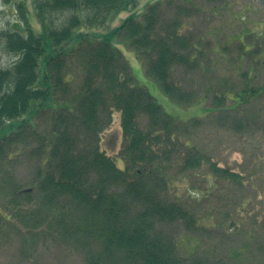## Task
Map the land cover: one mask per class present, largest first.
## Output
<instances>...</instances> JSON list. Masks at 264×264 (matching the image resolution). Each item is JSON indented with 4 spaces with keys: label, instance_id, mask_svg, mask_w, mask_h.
I'll list each match as a JSON object with an SVG mask.
<instances>
[{
    "label": "trees",
    "instance_id": "16d2710c",
    "mask_svg": "<svg viewBox=\"0 0 264 264\" xmlns=\"http://www.w3.org/2000/svg\"><path fill=\"white\" fill-rule=\"evenodd\" d=\"M20 1V20L0 29V54L16 55L0 65V160L18 142L40 140L32 152L40 161L35 187L42 204L49 206L43 208L49 211L65 200L72 216L54 212L51 219L39 213L36 219L28 218L34 227L40 228L37 221L52 220L60 230L27 232L33 238L49 233L51 238L69 239L74 248H85L87 264H218L182 255L176 240L157 229L187 215L179 202L157 198L154 188L166 184L159 174L178 145L170 131L176 117L146 82L135 83L129 61L116 46L119 39L129 41L165 92L182 99L174 68L194 67V54L205 48L183 34L179 11L169 20L162 13L165 3L157 1L141 18L130 16L114 29L98 32L84 28L106 29L112 13L127 0H33V11L26 0ZM175 1L167 3L175 6ZM78 61L81 87L76 90L70 86L75 78H70L69 67ZM256 91L245 88L244 95ZM115 110L121 114L124 141L119 158L124 167L102 145ZM147 118L149 123H143ZM177 159L186 170L202 161L194 149L184 147ZM212 168L233 176L227 168ZM153 179L158 184L152 189ZM18 190L31 198L34 188ZM4 219L10 220L0 210V225ZM82 221L85 230H80Z\"/></svg>",
    "mask_w": 264,
    "mask_h": 264
},
{
    "label": "rangeland",
    "instance_id": "374dc122",
    "mask_svg": "<svg viewBox=\"0 0 264 264\" xmlns=\"http://www.w3.org/2000/svg\"><path fill=\"white\" fill-rule=\"evenodd\" d=\"M19 1L0 0V29L14 26L20 20ZM157 1L165 3L162 13L168 14L169 20L179 11L183 34L205 48L203 53L199 50L194 54V67L175 66L173 79L179 85L178 93L185 96L179 100L166 93L148 73L147 64L129 41L116 42L134 70L135 83L146 82L167 112L176 117L170 131L172 142L178 145L159 174L166 184H158L154 179L150 184L152 189L158 184V188L154 187L159 194L157 198L179 202L187 215L157 229L171 235L180 253L188 257L218 264H264V57H260L263 63L258 66L254 61L256 54H243L241 45L252 47V52L264 53V0H176L175 6H169L168 0ZM26 2L29 10H35L33 0ZM153 2L127 0L112 13L106 29L94 26L84 29L112 30L130 16L141 18L147 5ZM32 21L40 29L34 16ZM53 21L57 23L55 16ZM14 57L15 54H0V65H7ZM79 64L73 62L69 67L70 78H75L70 86L76 90L81 87ZM250 66L252 76L258 74L256 79L249 80L252 85L246 79ZM245 88H259L260 94L244 95ZM143 123L148 124L149 119ZM104 132L102 145L124 167L125 161L119 158L124 137L118 110ZM30 142L13 145L9 156L0 160V210L10 219H4L0 225V264H87L83 258L85 248H74L69 239L51 238L49 233L33 238L27 232L60 230L52 220L37 221L41 229L34 227L28 218L36 219L39 213H47L51 219L57 215L51 216L54 212L68 219L72 217L65 200L49 211L43 208L49 206L42 204L35 187L40 161L32 152L40 140L32 138ZM179 145L181 150L192 148L202 157L197 167L183 168L181 159H177L181 152ZM255 146H259L260 152ZM217 165L230 170L233 176H223L221 169L215 171L212 166ZM252 172L258 177L251 182L253 187L245 184L240 175L245 173L248 178ZM28 187L34 188L31 198L22 196L18 190ZM74 224L77 228L78 222ZM84 225L83 222L80 230H85ZM32 241L34 246L30 248Z\"/></svg>",
    "mask_w": 264,
    "mask_h": 264
},
{
    "label": "flooded vegetation",
    "instance_id": "af4514ba",
    "mask_svg": "<svg viewBox=\"0 0 264 264\" xmlns=\"http://www.w3.org/2000/svg\"><path fill=\"white\" fill-rule=\"evenodd\" d=\"M251 49H252V47H251ZM246 54H256L255 55V59H254V61H256L257 63V65L258 66H260V65H262V59H260V57H264V53H262V52H252V51H247L246 52ZM250 56V55H249ZM247 57V56H246ZM260 60V61H259ZM251 70H252V67L250 66V70L248 71V78H247V83H249L250 85H252L251 84V81H249L250 79H252V80H254V79H256L257 77H258V74H255V75H253L252 76V72H251ZM259 91V88H258V90L256 91L258 94H260V92H258ZM261 91V90H260ZM249 92H247L246 93V95L247 96H252V94H248ZM248 98V97H247ZM246 103H249L248 102V99L246 100ZM259 147V146H258ZM258 147H256L255 146V149H256V151L257 152H260V149L258 148ZM262 147V146H261ZM260 155H262L261 153H260ZM263 157H264V154L262 155ZM256 172H252V174H248L247 175V177L248 178H246L245 177V173H241L240 175H241V178H243V180H244V183L245 184H247V185H249V186H251V187H253L252 186V184H251V182H253V181H257L258 180V177L256 176V175H254ZM251 177V178H250ZM262 182V181H261ZM261 182H259V183H261ZM259 183H257V186H258V184ZM253 218V217H252Z\"/></svg>",
    "mask_w": 264,
    "mask_h": 264
}]
</instances>
